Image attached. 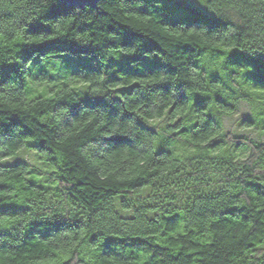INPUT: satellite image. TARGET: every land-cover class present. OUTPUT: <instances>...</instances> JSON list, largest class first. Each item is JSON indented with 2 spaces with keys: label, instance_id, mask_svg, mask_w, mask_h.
<instances>
[{
  "label": "trees",
  "instance_id": "16d2710c",
  "mask_svg": "<svg viewBox=\"0 0 264 264\" xmlns=\"http://www.w3.org/2000/svg\"><path fill=\"white\" fill-rule=\"evenodd\" d=\"M161 1L0 0V264H264V4Z\"/></svg>",
  "mask_w": 264,
  "mask_h": 264
},
{
  "label": "rangeland",
  "instance_id": "374dc122",
  "mask_svg": "<svg viewBox=\"0 0 264 264\" xmlns=\"http://www.w3.org/2000/svg\"><path fill=\"white\" fill-rule=\"evenodd\" d=\"M188 4L191 6H195L197 8V12L198 14H203L205 12H207V5L206 2L207 0H187ZM161 4L166 5L167 7L171 8L173 11V16L175 18H178L179 15H177V10H179L180 8L177 7V5L171 1H167V0H162ZM77 67V63L76 62H72L69 64H57L55 68H53L52 73H55L56 75H63L66 73H71L72 71H74ZM140 66H137V68ZM84 95V93H83ZM251 112V107L249 106L248 103L242 102L240 104L239 107V111L238 113H235L233 115H225L223 116V120H222V126L223 129H234L235 131H239L241 133H251L253 134L254 137L264 141V134H259L258 132H256L255 130H250V129H241V126L238 125L237 120L239 118V116H249ZM35 155L29 151V150H25L23 149L22 151L20 150L19 154L17 156H12V157H8L6 159V161L8 162H13L17 159H21V158H26L30 161H33L35 163H37V159H35L34 157Z\"/></svg>",
  "mask_w": 264,
  "mask_h": 264
},
{
  "label": "water",
  "instance_id": "95a60500",
  "mask_svg": "<svg viewBox=\"0 0 264 264\" xmlns=\"http://www.w3.org/2000/svg\"><path fill=\"white\" fill-rule=\"evenodd\" d=\"M63 3H67V4H94L96 3L98 0H61Z\"/></svg>",
  "mask_w": 264,
  "mask_h": 264
},
{
  "label": "clouds",
  "instance_id": "9594fccd",
  "mask_svg": "<svg viewBox=\"0 0 264 264\" xmlns=\"http://www.w3.org/2000/svg\"><path fill=\"white\" fill-rule=\"evenodd\" d=\"M250 2H251V0H250ZM261 2H262V4H264V0H261Z\"/></svg>",
  "mask_w": 264,
  "mask_h": 264
}]
</instances>
